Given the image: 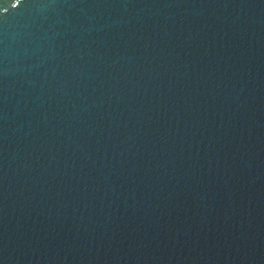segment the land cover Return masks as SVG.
Listing matches in <instances>:
<instances>
[{
  "label": "water",
  "instance_id": "water-1",
  "mask_svg": "<svg viewBox=\"0 0 264 264\" xmlns=\"http://www.w3.org/2000/svg\"><path fill=\"white\" fill-rule=\"evenodd\" d=\"M15 3L0 264H264V0Z\"/></svg>",
  "mask_w": 264,
  "mask_h": 264
},
{
  "label": "snow or ice",
  "instance_id": "snow-or-ice-1",
  "mask_svg": "<svg viewBox=\"0 0 264 264\" xmlns=\"http://www.w3.org/2000/svg\"><path fill=\"white\" fill-rule=\"evenodd\" d=\"M23 2H24V0H16L15 5L10 4L9 7L16 8L17 6H20ZM6 11H7V9H4L3 12H6Z\"/></svg>",
  "mask_w": 264,
  "mask_h": 264
}]
</instances>
